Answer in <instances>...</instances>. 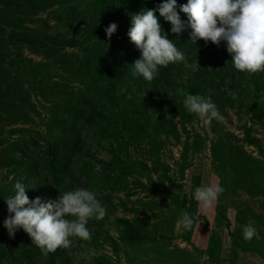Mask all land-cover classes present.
Returning <instances> with one entry per match:
<instances>
[{
	"label": "rangeland",
	"instance_id": "1",
	"mask_svg": "<svg viewBox=\"0 0 264 264\" xmlns=\"http://www.w3.org/2000/svg\"><path fill=\"white\" fill-rule=\"evenodd\" d=\"M89 1L59 0L27 19L0 0V219L9 215L4 198L17 180L26 194L35 188L15 143L30 149L31 140L41 143L52 120L63 117L68 94L86 91L81 66L93 42L79 30L94 19L70 20L67 11L79 15ZM10 21L25 34L54 40L36 52L16 40L20 28ZM58 40L70 44L55 53ZM191 45L180 49L184 61L176 62L171 84L145 83L127 71L110 92L112 107L104 104L108 136L82 134L85 172L62 191L86 188L105 208L102 218L88 221L91 238L72 237L51 255L26 234L17 241L20 250L0 264H264V71H237L227 51ZM201 63L211 74L196 83ZM185 93L210 96L221 119L204 125L184 108ZM215 183L223 192L207 210L199 208L193 189ZM181 211L194 217L188 230L176 223ZM123 220L141 241L125 239ZM249 223L255 235L245 240L241 228Z\"/></svg>",
	"mask_w": 264,
	"mask_h": 264
},
{
	"label": "clouds",
	"instance_id": "2",
	"mask_svg": "<svg viewBox=\"0 0 264 264\" xmlns=\"http://www.w3.org/2000/svg\"><path fill=\"white\" fill-rule=\"evenodd\" d=\"M179 12L185 14L186 22L177 12L176 0H162L152 9L144 8L131 15L127 36L140 53L130 64L133 78L141 77L150 82L159 67L184 61L183 53L166 38L154 13L170 23V33L179 35L185 28L190 29L189 40L194 44L197 39L213 44L223 41L237 71L249 74L264 71V0H187L179 5ZM115 29V23H110L104 29L106 37ZM194 67H198L197 64ZM182 103L186 111L197 116L204 125L221 119L210 96L185 93ZM12 188L13 194L4 198L9 215L3 220V227L9 237L22 229L45 254L58 247L68 248L72 237L89 240L88 221L105 215V208L95 193L86 188L59 193L55 199L37 196L31 200L26 195L28 187L20 180ZM222 192L223 187L218 183L196 186L192 198L199 208L207 210ZM176 223L188 230L194 217L181 211ZM241 235L250 240L255 228L251 223L243 225Z\"/></svg>",
	"mask_w": 264,
	"mask_h": 264
},
{
	"label": "trees",
	"instance_id": "3",
	"mask_svg": "<svg viewBox=\"0 0 264 264\" xmlns=\"http://www.w3.org/2000/svg\"><path fill=\"white\" fill-rule=\"evenodd\" d=\"M8 1L14 5V7H10L13 10L10 13L14 14L18 10L28 19L31 15H35L48 6L58 3L59 0ZM161 2L162 0H90L79 15L75 13L74 8H69L67 16L70 20L76 18L82 20L94 19L93 25L89 24L79 30L80 33H84L82 35L84 39L93 42L90 45V51H86L88 56L81 66L83 68L81 72L85 77L83 79L87 82L86 91L68 94L69 99L65 102L62 110L63 117L52 120L50 125V128H52L51 134L47 137L40 136L41 143L31 140L32 149L24 142L15 143L16 148L22 154H25L27 158L24 173L27 177L33 178L35 182L34 193L26 194L29 200L37 196L55 199L59 193H63V184L68 179L72 181L73 176L85 172V164L81 162L82 157L87 155L88 151L87 149L84 150L85 135L82 134L89 131H92L95 135L106 132L107 135L104 134L106 137L108 136L112 122H108L109 118L103 114L104 104H109L112 107L113 103L109 101L111 90L116 83L124 78V74L131 70L130 64L140 55L127 36L128 29L131 26L130 17L141 9H152ZM186 2L187 0H176L177 12L181 20L185 22L186 16L179 12V5ZM7 6H9L8 3ZM24 6L25 9H23ZM154 14L157 16L158 23H160L166 38L171 40L179 51L186 43L192 44L191 47H214L226 51L223 41L219 44H213L211 41L205 43L203 39H197L194 44L189 40L188 32L190 29L187 28L179 35L170 33V23L164 21L158 13ZM18 23L13 24L10 21L9 24L14 25L15 28H20ZM110 23H115L116 29L110 37H106L104 29ZM92 29L93 35L90 32ZM17 30L19 31H15V34L11 33V36L14 34L17 41L29 44L36 52L39 44L46 46L45 40H54L53 38L42 39L38 36H31L29 33L25 34L24 31H21V28ZM91 36H96L97 40L93 41L94 38ZM69 44V41L58 40L52 45L54 47L53 52ZM176 65L177 63H169L166 67H159L157 74L150 82L171 84L172 73ZM199 66L194 74L196 83L200 81L207 82L206 75L210 78L211 72L203 73L202 69L205 65L201 63ZM138 78L146 83L143 78ZM121 107L124 109L123 105ZM0 220V259L10 258L13 256V251L20 250L21 247H18L17 241L20 240L19 238L26 236V233L22 229H17L13 236L9 237L3 227V219ZM121 222L125 226L124 234L128 242L142 240V235L137 228L133 227L127 220ZM58 250L59 247L50 254L53 255ZM58 254L60 255L59 252Z\"/></svg>",
	"mask_w": 264,
	"mask_h": 264
}]
</instances>
